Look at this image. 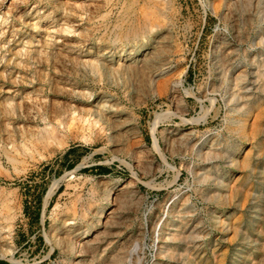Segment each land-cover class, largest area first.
Wrapping results in <instances>:
<instances>
[{
    "label": "rangeland",
    "instance_id": "374dc122",
    "mask_svg": "<svg viewBox=\"0 0 264 264\" xmlns=\"http://www.w3.org/2000/svg\"><path fill=\"white\" fill-rule=\"evenodd\" d=\"M257 2L0 0V264H157L184 198L200 234L167 262L264 264V93L240 131L219 67L253 50ZM157 23L162 59L124 70ZM213 139L231 158L198 155ZM209 167L220 181L197 180Z\"/></svg>",
    "mask_w": 264,
    "mask_h": 264
},
{
    "label": "bare ground",
    "instance_id": "6f19581e",
    "mask_svg": "<svg viewBox=\"0 0 264 264\" xmlns=\"http://www.w3.org/2000/svg\"><path fill=\"white\" fill-rule=\"evenodd\" d=\"M257 5V12L260 13L258 18L259 24L256 29V36L250 41V46L254 47L253 50L250 49L248 53L245 54L243 60L233 58L232 53H227L220 59L219 63L220 75L222 76L223 84H225L224 87H226L224 92L226 94L225 100L228 102V114L230 115L229 121L231 122V124L236 125L240 131L244 128L245 121H247L246 118L249 116L253 105L259 101L264 93V0H258ZM261 8H263V10H259ZM161 28L162 27L158 23L152 24L146 27V29L142 30V38H135L133 41L134 44L132 46L121 48L118 53L119 65H122L124 70L133 68L137 71L143 72L156 64L160 59H162L161 57L166 53L164 46L161 44V42L165 40V36L161 35L156 38L154 37V35L158 33ZM152 41H154L155 43L153 44ZM111 51V49L108 51L103 50L102 53L101 51H99V55H105L106 53H109ZM111 55H113V53ZM105 65V62L100 61L97 65L93 66V71L99 68L102 69V67H105ZM101 99L102 98H100L99 100V105L94 109V113L97 115L103 114L102 111L105 108V104ZM99 119L101 120L102 117H98V119L95 120V123H97ZM72 120H74L73 117ZM86 121H88V119ZM88 123L89 126H91V122L89 121ZM218 144L219 142L213 139L211 142H208L207 144L200 146L195 150H197L198 155L203 159L211 160L213 157H218L223 152H225V149L219 147ZM154 145L157 149L160 150V143L156 138ZM236 150H239V148H236ZM225 154H227L230 158L232 156V153H229V151H226ZM202 169L203 170L201 172H198V174L195 176L197 180L207 183H210L212 179H218V181H220V176L213 175L210 167ZM110 191L111 189H109L107 192L110 193ZM211 193L212 192L207 189V191L203 195L208 196ZM215 196L216 194L214 193L212 197ZM258 196V201L260 203V200L263 198V192H258ZM107 199H110V194L107 195ZM188 202L189 198H184L180 207L175 209L177 217L172 218L170 222L167 223V227L165 228V230L160 233L159 236L161 242L160 245H158L157 250L158 253L162 255V257L157 264H170L169 262H167L166 257L170 255V253L177 250L176 242L184 239L187 244H190L194 241H188L189 236H198L200 234L199 232L195 233V231L186 234L188 222H185L184 220L186 219L188 213L192 211V205H187ZM114 210L115 209L108 211V214L114 213ZM95 214L97 215L96 221H102L101 217L103 215V208H99L95 212ZM67 237H70V234L65 235L64 237H61L59 235L57 240L59 241V243H65L64 241L65 239H67ZM85 237H87V235ZM89 241L91 240L87 239L84 242ZM84 242L81 244V241H79L78 243L79 251L81 252L83 251L81 247L84 245ZM189 250L190 246H185L183 254H188Z\"/></svg>",
    "mask_w": 264,
    "mask_h": 264
}]
</instances>
